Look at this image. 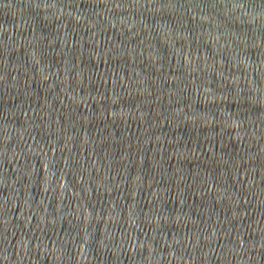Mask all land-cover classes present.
Segmentation results:
<instances>
[{"label":"water","instance_id":"water-1","mask_svg":"<svg viewBox=\"0 0 264 264\" xmlns=\"http://www.w3.org/2000/svg\"><path fill=\"white\" fill-rule=\"evenodd\" d=\"M0 264H264V0H0Z\"/></svg>","mask_w":264,"mask_h":264}]
</instances>
